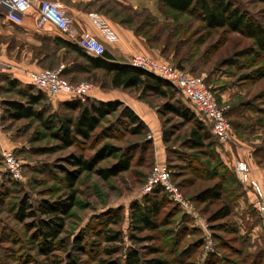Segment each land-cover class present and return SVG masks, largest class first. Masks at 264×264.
Wrapping results in <instances>:
<instances>
[{"label":"rangeland","instance_id":"obj_1","mask_svg":"<svg viewBox=\"0 0 264 264\" xmlns=\"http://www.w3.org/2000/svg\"><path fill=\"white\" fill-rule=\"evenodd\" d=\"M224 1H231L264 26L263 3ZM88 13L134 35L138 39L133 45L135 56H143L145 50L150 53L147 57L173 67L181 64L184 72L202 77L218 106L224 109L231 127L230 141L225 145L214 139L208 142L213 155L209 167L202 154L204 149H186L191 123L166 108L187 110L193 120L205 121L178 89H168L166 99L151 91L113 89L102 71L83 70L87 66L82 60L48 46L46 37L33 34V41L39 38L41 43L27 44L26 50L31 49L32 55L26 72L72 68L64 77L66 81L89 83L93 87L91 95L97 93L110 99L108 102H118L120 107L101 120L90 138H77L75 145L66 148L37 120H10L7 107L1 104L0 153H13L21 164L22 180L10 179L0 155V264H64L67 257L76 256L89 264L100 260L124 264L132 249L139 252L142 264H264V222L252 207L255 193L251 186L254 182L264 197V188L255 180H264V58L257 56L251 41L221 30L209 31L196 13L176 14L159 0H97L88 7ZM14 41V36L0 37V42L6 44L14 45ZM102 43L106 48L108 42ZM49 52L50 59L41 57ZM235 58L238 65L224 64ZM4 85L1 95L10 103L25 102L28 95L37 93L27 83L13 90ZM135 102L156 111L159 118L141 121L146 131L139 135L130 132L134 127L123 112L124 108L134 109ZM64 105L44 95L35 111L44 122L57 125L61 119L76 116ZM204 125L209 129L206 122ZM105 147L117 149L118 153L101 160L97 168L108 169L129 160V169L108 180L94 172H83L75 182V206L65 218L55 249L47 256L37 255L34 230L26 228L31 220L19 222L16 218L21 203L35 209L41 201L64 199L69 192L64 177L76 171L71 162L90 160ZM157 163L168 167L173 185L188 206L174 203L164 193L168 204L158 217L159 229L135 233L130 222L131 206L142 203L141 190ZM240 163L247 167V181L235 171ZM222 176L226 188L221 201L200 200L199 193L218 183ZM221 203L229 210L228 218H218ZM115 215L120 221L110 224ZM109 231H113L111 237H117L115 243L105 241ZM132 235L138 241H132ZM75 241L85 247V254L77 255Z\"/></svg>","mask_w":264,"mask_h":264},{"label":"trees","instance_id":"obj_2","mask_svg":"<svg viewBox=\"0 0 264 264\" xmlns=\"http://www.w3.org/2000/svg\"><path fill=\"white\" fill-rule=\"evenodd\" d=\"M253 1L264 4V0ZM159 2L164 8L179 15L196 13L199 21L209 31L221 30L223 32L236 34L251 41L253 45L252 47L258 51L259 55L257 56L264 58V26L257 20L250 18L245 12H242L240 9L235 7L231 1L159 0ZM46 43H48V46L66 50L70 54L82 60L87 66V68H84L83 70L102 71L109 78L110 87L113 89L136 90L141 92L151 91L157 96L166 99L169 94L168 89L172 88L170 84L127 64H116L111 62L110 56L106 52L102 58L90 56L76 45L67 42L63 36L62 38L47 40ZM177 46L178 44H176V47ZM179 49L180 48H178L177 51H179ZM250 53L254 55L255 51H250L249 54ZM49 54L50 52L45 55H41V57L45 60L50 59ZM244 54L245 53L239 54L236 58L241 57ZM236 58L228 59L224 62V64L238 65L239 62H236V60H238ZM180 60L183 59L181 58ZM175 68L177 70L184 71L181 64H176ZM71 69H65L62 71L61 76L63 79H65L64 77L72 72ZM71 81L75 80L71 79ZM4 84L8 86V90H13L17 88V86H20L21 83L16 80H6ZM29 85L32 86L31 84ZM32 87L36 89L34 86ZM36 91V95H28L25 102L14 101L10 103L4 101L2 106L7 107L9 119L12 121L28 119L37 120L49 133L52 134L54 139L61 142L66 148L75 145L78 140L77 138H90L91 133H93L99 126L101 120L107 114L115 112L120 107L118 102H96L94 100L91 101L89 99L91 97H88L84 102H81L80 100L71 97L72 101L65 103L64 106L68 109V111L76 113V116L74 118L68 117L61 119L58 121L57 125H55V122H44L45 120H43L41 114L35 111L36 106L44 100L45 95L37 89ZM170 97L172 98L173 96L170 95ZM166 108L178 114V116L184 119L185 123H191L186 149L198 152L204 149L202 154L208 160L206 164L209 165V167L212 166L211 160L213 155L208 147V142L211 139L216 141V139L211 134V131H209V123L207 121L193 120L194 117L190 115L187 110L173 109L168 106H166ZM123 112L128 120V124L134 127L130 129L132 134L139 135L146 131L145 125L141 122L142 120L135 115L131 109L124 108ZM205 122L208 124L209 129H207L204 125ZM165 140L168 139L165 138ZM117 153V149L105 147L90 160L76 159L72 161L71 164L76 168V171L64 177V184L67 186L69 191L68 194L65 195L64 199L54 202L41 201L40 205L35 209H32L26 202L21 203L16 213V218L19 222L31 220L26 228L28 230H34V236L32 238L37 243V255L44 257L55 249L56 241L65 226V218L75 206V191L73 188L77 178L83 172H94L102 180H108L129 169V160H123L119 165H114L108 169L97 168L101 160L109 156L116 157ZM214 154L216 156L215 152ZM218 178V183L212 184L199 193L200 200L203 202L221 201L222 194L226 187L225 184L222 183L223 176ZM143 196L144 199L141 204H134L131 206L130 222L133 228L132 230H134L135 233L143 231L155 232L160 227L158 217L168 202L160 187L155 188L150 194ZM218 211L219 219L228 218L230 214L228 208L223 203L219 205ZM118 216L119 215H115L113 220L110 221V224H116L120 221L117 219L119 218ZM110 233L113 234V231H109L107 233L105 241L107 243H115L117 241V237H115V235L111 237L109 235ZM131 240L138 241L137 237L134 235L131 236ZM75 247H78L79 249L77 255L85 254V247L83 245L79 246L78 241H75ZM154 252L155 251H152V253ZM64 264L89 263H84L79 256H76L74 258L67 257ZM96 264L115 263L107 260H100ZM124 264H142V258L139 252L135 249L129 250L125 257Z\"/></svg>","mask_w":264,"mask_h":264},{"label":"built area","instance_id":"obj_3","mask_svg":"<svg viewBox=\"0 0 264 264\" xmlns=\"http://www.w3.org/2000/svg\"><path fill=\"white\" fill-rule=\"evenodd\" d=\"M31 13L35 14V28L37 30H41L47 25L51 26L67 42L76 45L88 55L96 58L103 57L105 53L104 44L88 32L77 33L68 15L50 0H0V14L4 15L5 19L15 26H20ZM88 16L95 28L102 33L106 42L112 43L116 40V36L97 14L90 13ZM127 65L148 73L178 89L183 97L193 105L196 112L209 123L211 134L216 141L222 145L230 141L231 127L224 109L218 106L213 91L205 84L202 77L192 76L177 70L170 64L160 63L151 57L141 55L134 56ZM63 68L60 66L54 70L28 72L26 74L27 80L38 91L49 97L63 94L84 102L91 95L92 85L86 82L72 84L66 81L61 76ZM0 155L10 179L21 181V164L13 153L1 150ZM235 171L241 180L247 181L246 173L248 171L244 164H238ZM251 186L255 193L252 207L264 222V197L254 182H251ZM157 187H160L174 203L183 207L188 206V203L173 185L170 170L162 163H157L152 167L141 193L148 195Z\"/></svg>","mask_w":264,"mask_h":264},{"label":"crops","instance_id":"obj_4","mask_svg":"<svg viewBox=\"0 0 264 264\" xmlns=\"http://www.w3.org/2000/svg\"><path fill=\"white\" fill-rule=\"evenodd\" d=\"M51 2L57 4L72 20L73 27L77 33L81 34L83 32H88L102 42H105L102 33L95 28L93 22L88 16V7L94 4L97 0H50ZM103 21V19H102ZM108 25L111 32L116 36V40L112 43H105V52L110 56L111 62L116 64H127L128 58L135 56L136 51L133 47L138 39L126 32L122 27L116 24H112L111 27L106 21H103ZM33 34H39L46 37L47 40L53 38H62V35L53 27L45 26L41 30L35 28V14L31 13L20 26H15L8 22L4 15L0 14V37H15L14 44H6L0 42V107L5 101L4 97L1 95L2 85H4L6 80H16L21 84H29L27 80L26 70H29L31 65L29 61L31 60L32 50H26L27 44H32L36 42L40 44L41 41L31 38ZM35 44V43H33ZM143 56L150 54L143 51ZM151 57V56H149ZM91 98L100 101L108 102L110 99L100 97L97 93H93ZM52 100L58 103H67L72 100L69 95L59 94L50 97ZM134 109H131L135 115H137L142 121H159L156 111L150 109L142 103L135 102ZM148 126V125H147ZM153 127V125H151ZM6 149V148H5ZM256 182L263 189L264 180L263 178L255 177Z\"/></svg>","mask_w":264,"mask_h":264}]
</instances>
